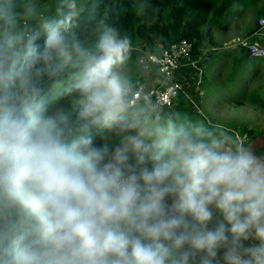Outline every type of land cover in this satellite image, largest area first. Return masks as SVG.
I'll use <instances>...</instances> for the list:
<instances>
[{
	"label": "clouds",
	"instance_id": "9594fccd",
	"mask_svg": "<svg viewBox=\"0 0 264 264\" xmlns=\"http://www.w3.org/2000/svg\"><path fill=\"white\" fill-rule=\"evenodd\" d=\"M97 9L0 0V264H264V152L154 102Z\"/></svg>",
	"mask_w": 264,
	"mask_h": 264
},
{
	"label": "rangeland",
	"instance_id": "374dc122",
	"mask_svg": "<svg viewBox=\"0 0 264 264\" xmlns=\"http://www.w3.org/2000/svg\"><path fill=\"white\" fill-rule=\"evenodd\" d=\"M260 10H264V0H235L232 3L212 28L220 39L230 28L231 36L235 35L233 39L210 44L205 34L206 25L202 28L204 50L197 59H191L195 63V68L191 66L194 72L190 73L191 83L182 87L180 96L169 110L224 126L253 148L264 140V133L261 135L264 131V59H245L240 63V54L232 49H242L237 45V39L249 41L243 34L237 35V28H243L247 19L253 20ZM211 46L219 49L211 53ZM161 50V47L151 49L140 44L133 47V55L145 57L147 52L160 53ZM130 69L128 65L126 72ZM250 132L261 135L257 142L249 138Z\"/></svg>",
	"mask_w": 264,
	"mask_h": 264
},
{
	"label": "trees",
	"instance_id": "16d2710c",
	"mask_svg": "<svg viewBox=\"0 0 264 264\" xmlns=\"http://www.w3.org/2000/svg\"><path fill=\"white\" fill-rule=\"evenodd\" d=\"M50 0H37L38 3H48ZM235 0H81V3L98 4L97 12H101L106 3H111L121 10L118 18V27L122 34H127L133 44L144 45L151 49L156 47L167 48L180 40L192 43L191 58L197 59L203 48L204 34L202 28L207 23L214 24L230 8ZM145 8L141 11L140 5ZM91 8L88 7L80 17V31L82 39L91 44L94 36L88 29L93 21L90 19ZM264 16V10H260L254 18L255 27L248 34L259 29L258 21ZM259 18V19H258ZM206 34V33H205ZM250 42H253L249 40ZM42 43V41H41ZM239 62L250 59L247 52L241 49ZM136 56L132 54L129 61L130 72L127 73L134 82H141L138 75ZM180 96V94H179ZM175 103V102H174ZM171 109V108H170ZM170 109H165L169 111ZM264 131L261 133V135ZM95 135V133H94ZM249 138L257 142L258 134L249 133ZM117 138L110 141L114 145ZM97 143H100L97 137ZM247 145V143H246ZM250 146V145H249ZM252 147V145H251ZM254 149L264 152V140L256 144Z\"/></svg>",
	"mask_w": 264,
	"mask_h": 264
},
{
	"label": "built area",
	"instance_id": "2783aa9c",
	"mask_svg": "<svg viewBox=\"0 0 264 264\" xmlns=\"http://www.w3.org/2000/svg\"><path fill=\"white\" fill-rule=\"evenodd\" d=\"M264 26V19L258 21ZM237 45L247 52L250 59H264V47L246 40L237 39ZM192 43L180 40L167 48H162L160 53L147 52L145 57L154 74L153 101L157 100L165 109L173 107L175 100L182 91L183 83L177 77V71L185 66H194L191 61Z\"/></svg>",
	"mask_w": 264,
	"mask_h": 264
},
{
	"label": "crops",
	"instance_id": "0c3cea01",
	"mask_svg": "<svg viewBox=\"0 0 264 264\" xmlns=\"http://www.w3.org/2000/svg\"><path fill=\"white\" fill-rule=\"evenodd\" d=\"M249 18L245 22L243 28L242 27L241 28H237V29H239V30H237L238 31V34L237 35H240L241 36V34H243L242 36L246 37L248 40H251L253 42H257L260 45H264V26H259V29H257L254 33L248 34L249 31L255 27V23L253 22L254 19L253 20L251 19L249 21ZM213 25L214 24H209V22L206 25V28H207V30H206V37H207L208 42L210 44L211 43L212 44L213 43L216 44V42H218V41L227 40L229 38H231V39L234 38L235 35L234 36H231V34H230V28L227 29V30H225V33H223L224 34V37L223 38H221V39L218 38L215 35L214 31H213V28H212ZM237 26H241V25H237ZM210 28H211V31L209 30ZM218 49H219L218 47L211 46V53L217 51ZM222 49H224V48H222ZM203 50H204V48H202V51ZM232 51L234 53H238V54L241 53V49H238V50L232 49ZM228 54H229V52H228ZM249 60H253V59H249ZM192 67L195 68V63H194V66H192ZM192 67L190 65H185V66L181 67L177 71V77H178L179 80L182 81L183 87L184 86H188L189 83H191V82H189V80L191 79L190 73H192V74L194 73ZM183 92H184V89H183Z\"/></svg>",
	"mask_w": 264,
	"mask_h": 264
},
{
	"label": "water",
	"instance_id": "95a60500",
	"mask_svg": "<svg viewBox=\"0 0 264 264\" xmlns=\"http://www.w3.org/2000/svg\"><path fill=\"white\" fill-rule=\"evenodd\" d=\"M138 75L141 79L139 86L143 89L146 94H149L153 100V83H154V74L151 73L149 63L146 57H139L136 59Z\"/></svg>",
	"mask_w": 264,
	"mask_h": 264
}]
</instances>
